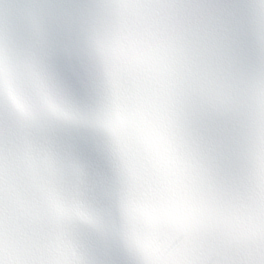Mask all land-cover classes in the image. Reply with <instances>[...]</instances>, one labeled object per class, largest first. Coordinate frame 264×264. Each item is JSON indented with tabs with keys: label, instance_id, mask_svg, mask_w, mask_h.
<instances>
[{
	"label": "snow or ice",
	"instance_id": "obj_1",
	"mask_svg": "<svg viewBox=\"0 0 264 264\" xmlns=\"http://www.w3.org/2000/svg\"><path fill=\"white\" fill-rule=\"evenodd\" d=\"M0 264H264V0H0Z\"/></svg>",
	"mask_w": 264,
	"mask_h": 264
}]
</instances>
